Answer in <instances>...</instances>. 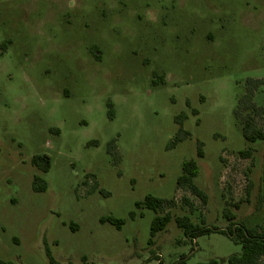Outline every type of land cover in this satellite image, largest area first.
<instances>
[{
  "label": "rangeland",
  "instance_id": "374dc122",
  "mask_svg": "<svg viewBox=\"0 0 264 264\" xmlns=\"http://www.w3.org/2000/svg\"><path fill=\"white\" fill-rule=\"evenodd\" d=\"M251 79H264V0H0V262L50 264L46 246L57 264L240 253L218 233L187 239L175 219L226 230L227 210L263 232L264 142L248 144L234 114ZM182 113L191 137L168 149ZM43 155L47 173L32 164ZM190 160L206 202L177 190ZM148 195L175 202L152 245L155 213L135 208Z\"/></svg>",
  "mask_w": 264,
  "mask_h": 264
},
{
  "label": "trees",
  "instance_id": "16d2710c",
  "mask_svg": "<svg viewBox=\"0 0 264 264\" xmlns=\"http://www.w3.org/2000/svg\"><path fill=\"white\" fill-rule=\"evenodd\" d=\"M93 52V49H91ZM250 84L246 93L239 99L238 107L235 110L234 114L237 119L241 120L242 133L245 141L248 144L256 143L258 141L264 142V130L258 124V117L262 116L264 113V108L258 107L254 102L255 92L264 85V79H251L248 81ZM109 108V117L110 119L114 118V108L113 104H108ZM247 113L244 115L243 112ZM186 114L182 113L175 118L177 124H179V130L176 133L175 137L168 144V149L174 148L180 142L191 137L190 133L183 128V123L186 120ZM92 144H97L93 142ZM107 152L115 159L116 164H118L120 157L117 153L116 140L111 141L108 144ZM251 154V149L246 151H241L240 155L243 157H248ZM197 156L199 158L204 157L203 144L198 142ZM264 158V151H263ZM32 164L42 173H47L51 169V158L47 155L36 156L32 159ZM183 174L177 180V190L187 189L192 195L201 198L206 202L207 196L204 191L198 188L194 184V179L199 175V169L195 161L190 160L183 163L182 166ZM263 178H264V164H263ZM33 189L35 192H44L47 189L46 182L40 177L35 176L33 179ZM175 205L173 199H160L148 195L142 202H137L135 204L136 209H149L155 213V217L152 220L150 228V240L148 241L149 245L153 244V238L158 234L164 232L170 221V214H160L164 211L165 208L172 207ZM136 212L130 214L131 219L137 217ZM139 216L143 217L141 212ZM225 217L230 222L226 230H212L208 227H203L197 224H194L189 217H178L175 219L178 228H180L184 236L194 241L199 237L204 235H209L212 233H218L230 238L236 245L241 246L240 253H234L227 258L221 259H212L205 263L197 264H264V230L261 233L246 227L243 224L234 223L235 216L229 212L225 211ZM102 223H110L115 226L117 229H121L125 221L121 219H115L112 217H107L101 219ZM72 231H76L74 227L70 225ZM46 255L49 259L50 264H57L54 258L52 257L49 249L46 246ZM153 258L155 254L153 253ZM0 264H14L12 262H0ZM161 264V263H160ZM174 264H188L185 256H182Z\"/></svg>",
  "mask_w": 264,
  "mask_h": 264
},
{
  "label": "built area",
  "instance_id": "2783aa9c",
  "mask_svg": "<svg viewBox=\"0 0 264 264\" xmlns=\"http://www.w3.org/2000/svg\"><path fill=\"white\" fill-rule=\"evenodd\" d=\"M158 264H160V263H158Z\"/></svg>",
  "mask_w": 264,
  "mask_h": 264
}]
</instances>
